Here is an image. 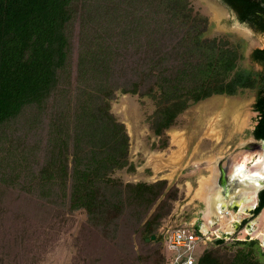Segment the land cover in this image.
Here are the masks:
<instances>
[{"label":"trees","instance_id":"trees-1","mask_svg":"<svg viewBox=\"0 0 264 264\" xmlns=\"http://www.w3.org/2000/svg\"><path fill=\"white\" fill-rule=\"evenodd\" d=\"M207 30L189 0H0V264L27 258L9 224H46L57 211L86 215L74 264H168L159 229L180 191L113 178L133 167L112 102L150 97L166 149L192 104L246 88L240 45ZM256 109L264 117L263 99ZM254 136L264 140V119ZM263 209L264 189L253 215ZM259 249L218 240L197 264H264Z\"/></svg>","mask_w":264,"mask_h":264},{"label":"rangeland","instance_id":"rangeland-1","mask_svg":"<svg viewBox=\"0 0 264 264\" xmlns=\"http://www.w3.org/2000/svg\"><path fill=\"white\" fill-rule=\"evenodd\" d=\"M209 1L189 0L194 12L215 21L213 29L206 35L213 38L223 30L218 14L209 7ZM248 66L246 58L239 64L240 69ZM252 103V95L242 89L236 95H214L192 104L166 132L168 147L160 149L164 138L155 136L148 122L156 109L154 101L150 97L118 92L112 102V112L125 124L130 136L133 169L116 171L113 178L124 183L167 180L170 186L179 189L181 198L162 222L159 233L170 227L199 225L204 233L217 232L219 236L218 239L210 236L209 246L218 240L224 243L257 240L258 258L264 263V242L260 237H264V209L253 215L257 206L255 189L246 188L247 183L243 184L245 186L233 184L225 195L218 182L221 167L228 169V185L238 170H246L249 176L258 175L259 179H264V152L246 149L249 142H254L250 118ZM232 214L235 219L231 221ZM85 221L83 212L57 211L46 224L25 223L26 229H15L9 224L6 231L9 241L22 231L25 241L22 256H27L23 264H74L81 253L79 238ZM252 224L254 227L250 232ZM29 245L34 247L27 254L25 251ZM8 261L9 264H19L20 257L16 255Z\"/></svg>","mask_w":264,"mask_h":264},{"label":"flooded vegetation","instance_id":"flooded-vegetation-1","mask_svg":"<svg viewBox=\"0 0 264 264\" xmlns=\"http://www.w3.org/2000/svg\"><path fill=\"white\" fill-rule=\"evenodd\" d=\"M209 5L218 14L223 30V33L215 37H227L231 42L239 44L243 57L248 61L249 66L246 69H239L246 71V88L243 89L252 95L250 118L253 125L252 137L255 143L247 145L246 149H259L264 152V146L261 144L264 140L256 139L254 136L256 126L259 121L264 119L263 112L256 109L258 102L261 99L264 100V0H211ZM214 22L208 19V33L213 29ZM227 171L228 169L221 167L218 179L225 195H228L230 190ZM255 180H259L256 185L262 186L256 194L258 204L259 195L264 189V179L257 178Z\"/></svg>","mask_w":264,"mask_h":264},{"label":"built area","instance_id":"built-area-1","mask_svg":"<svg viewBox=\"0 0 264 264\" xmlns=\"http://www.w3.org/2000/svg\"><path fill=\"white\" fill-rule=\"evenodd\" d=\"M218 239L217 232L207 234L196 226H177L160 230L163 252L168 264H197L201 253L209 246L211 237Z\"/></svg>","mask_w":264,"mask_h":264},{"label":"water","instance_id":"water-1","mask_svg":"<svg viewBox=\"0 0 264 264\" xmlns=\"http://www.w3.org/2000/svg\"><path fill=\"white\" fill-rule=\"evenodd\" d=\"M254 143H255V141L254 142L252 141V142H249L247 145H252ZM261 144L264 146V142H262ZM257 178H258V175L257 176H247V177H243L241 175H235L233 177L232 181L229 183V187L231 188L233 186V184L238 185V186H245L243 184L247 183L246 188L254 187V186H256L258 188V191L256 192V194H257L259 192V190L262 188V186L259 187V185L255 184L254 180ZM260 184H261V182H260ZM229 192H230V190H229ZM239 194H240V191L238 193H236V196L234 199L237 200L239 198ZM236 207H238V205H236ZM252 210H248V211L250 212ZM249 212L246 211V214H249ZM253 227H254V224L250 225V228H249L250 232L253 230Z\"/></svg>","mask_w":264,"mask_h":264},{"label":"bare ground","instance_id":"bare-ground-1","mask_svg":"<svg viewBox=\"0 0 264 264\" xmlns=\"http://www.w3.org/2000/svg\"><path fill=\"white\" fill-rule=\"evenodd\" d=\"M264 174V173H263ZM237 175H241V176H243V177H247V176H249L248 174H247V172H246V170H238V174ZM254 182H255V184H257V183H259V181L258 180H254ZM255 190H254V193H256L257 191H258V188L256 187V186H254L253 187ZM243 210H244V208H243ZM242 210V211H243ZM225 219V218H224ZM229 219L232 221L233 219H235V215L234 214H232L230 217H229ZM229 220V221H230ZM227 221V220H226ZM261 238H262V241L264 242V237H262V235L260 236Z\"/></svg>","mask_w":264,"mask_h":264}]
</instances>
